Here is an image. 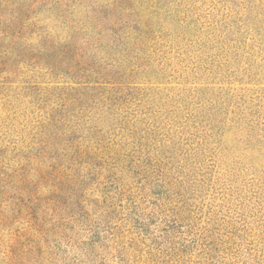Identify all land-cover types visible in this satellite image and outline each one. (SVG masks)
<instances>
[{"label": "rangeland", "instance_id": "rangeland-1", "mask_svg": "<svg viewBox=\"0 0 264 264\" xmlns=\"http://www.w3.org/2000/svg\"><path fill=\"white\" fill-rule=\"evenodd\" d=\"M91 2L0 0V264H264V0ZM115 5L114 107L47 148L77 86L55 56Z\"/></svg>", "mask_w": 264, "mask_h": 264}, {"label": "trees", "instance_id": "trees-1", "mask_svg": "<svg viewBox=\"0 0 264 264\" xmlns=\"http://www.w3.org/2000/svg\"><path fill=\"white\" fill-rule=\"evenodd\" d=\"M79 2L92 3L93 1L79 0ZM86 3H84L83 6L87 7ZM118 8L119 7L115 5L111 9L104 10L92 6L89 10L90 15L88 16V19H90V21L97 28H99L97 30L99 33L105 31L106 35L101 37L97 43L94 40L89 41L87 38H85V34L87 33L84 31V29H82L84 28L83 25L77 26L76 29L79 31H77V33L72 36L73 41L69 42L68 46L64 47V49L59 52V56H55L57 57V60L61 66L65 65L67 67L76 68L73 69L72 73H68H71L72 79H76L77 82L75 83L77 86L74 87L71 92H63L62 94L55 96V98L48 100L59 105L60 109L63 110L59 112V110H57V106L54 107L53 105L48 106L46 110L48 114L46 113L47 116L44 117L42 127L45 130L43 132L47 139V148L51 147L59 150L62 142L66 145L69 140L66 142L65 139H62L63 136L70 133L68 130L70 127L75 128L78 127L79 124L86 126L89 123V127H86L88 130V135L85 136L83 140L85 142H91V139L99 133L95 130L96 126L93 122L95 121L94 119L96 115L104 113L106 116L112 111V108L114 107V103H112L113 97L111 99L105 97V101L110 102L111 105L105 109V103H103L104 98L102 94L106 91L105 86L111 83L113 80V75L110 72L111 70L107 69L106 66L91 62V60L94 58V55H91L93 54L91 50L95 49L94 51H97L101 47L109 46V43L107 42L108 40L118 43L116 47L111 46V49L117 50L119 48L118 51L123 58L128 56L127 50L129 41L126 39L124 40V38L128 39L130 37V35L128 36L129 30H135L130 26L134 21L127 20L128 18L125 19L120 14H118ZM68 21L69 20L65 19L64 23H67ZM71 27L74 28V26ZM78 35L83 36L80 41ZM51 46L52 44H46L44 47H47L46 49L50 50ZM106 62L109 64V58L106 60ZM119 99L121 98L116 97V100L119 101ZM75 106L79 107L78 112H72ZM80 112H85V116H81ZM60 113H67L66 118L58 119L56 114ZM95 139L97 144V138ZM88 163L92 165L93 162L90 161Z\"/></svg>", "mask_w": 264, "mask_h": 264}]
</instances>
